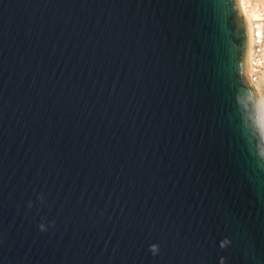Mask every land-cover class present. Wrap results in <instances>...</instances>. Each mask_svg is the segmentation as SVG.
<instances>
[{"label":"water","instance_id":"water-1","mask_svg":"<svg viewBox=\"0 0 264 264\" xmlns=\"http://www.w3.org/2000/svg\"><path fill=\"white\" fill-rule=\"evenodd\" d=\"M238 0H0V264H264V128Z\"/></svg>","mask_w":264,"mask_h":264},{"label":"rangeland","instance_id":"rangeland-1","mask_svg":"<svg viewBox=\"0 0 264 264\" xmlns=\"http://www.w3.org/2000/svg\"><path fill=\"white\" fill-rule=\"evenodd\" d=\"M239 7L242 15L244 16L245 14L251 21L253 31L254 27H256V30L261 33V53L259 58L264 59V0H239ZM252 86L264 111V67L259 70L256 82Z\"/></svg>","mask_w":264,"mask_h":264},{"label":"built area","instance_id":"built-area-1","mask_svg":"<svg viewBox=\"0 0 264 264\" xmlns=\"http://www.w3.org/2000/svg\"><path fill=\"white\" fill-rule=\"evenodd\" d=\"M257 32L259 34H257ZM260 44L261 33L256 30V27H254V36L250 53V72L248 73V79L251 85L256 82L259 70L264 67V59L259 58V54L261 53Z\"/></svg>","mask_w":264,"mask_h":264},{"label":"bare ground","instance_id":"bare-ground-1","mask_svg":"<svg viewBox=\"0 0 264 264\" xmlns=\"http://www.w3.org/2000/svg\"><path fill=\"white\" fill-rule=\"evenodd\" d=\"M238 7H239V0H238ZM239 10H240V7H239ZM241 15H242V12H241ZM243 18H244V20L246 22L247 31H248V48H247V55L245 57V60H247L246 67L248 68V72H250V53H251V45H252V42H253L254 31H253V27H252V24H251V21L249 20V18L245 14H244ZM257 34H259V33L257 32ZM260 105H261V116H262V118H261V126L264 128V124H263L264 111L262 109L261 102H260Z\"/></svg>","mask_w":264,"mask_h":264}]
</instances>
